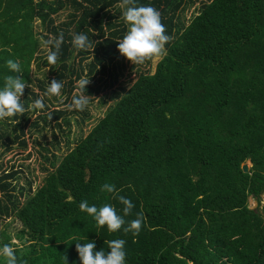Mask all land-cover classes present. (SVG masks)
<instances>
[{"label": "trees", "instance_id": "16d2710c", "mask_svg": "<svg viewBox=\"0 0 264 264\" xmlns=\"http://www.w3.org/2000/svg\"><path fill=\"white\" fill-rule=\"evenodd\" d=\"M135 3L161 13L165 34L172 37L165 54L152 73L137 76L42 184L32 189L31 180L26 186L14 181V165L1 170L0 222L10 218L21 225L17 243L0 229V247L11 245L27 264H65L64 256L67 264H81L77 242L92 241L96 251L107 252L104 241L123 239L125 264H264V0H210L187 25L178 16L186 0ZM120 5L121 0H0V89L9 75H21L29 85L35 62L49 66L70 92L83 70L74 63L77 55L79 63L91 58L88 75L106 74L110 80H98L113 85L115 70L125 68L117 42L127 26L112 20ZM66 7L68 18L58 24L54 14ZM36 19L47 23L46 40L64 33L55 65L47 56L40 62L44 41L35 32ZM81 32L92 48L72 45ZM10 59L20 61L21 73L7 67ZM100 88L94 80L85 93ZM22 103L28 106V100ZM63 114L54 109L38 118L48 123L49 116ZM23 122L10 130L0 126L7 150L14 143L27 146L23 124L40 126L39 119ZM247 161L252 166L245 172ZM105 183L132 201L129 215L116 195L100 191ZM84 200L98 208L112 205L125 225L114 233L97 227L79 209ZM139 212L144 219L134 237L123 227Z\"/></svg>", "mask_w": 264, "mask_h": 264}, {"label": "rangeland", "instance_id": "374dc122", "mask_svg": "<svg viewBox=\"0 0 264 264\" xmlns=\"http://www.w3.org/2000/svg\"><path fill=\"white\" fill-rule=\"evenodd\" d=\"M209 1L210 0H186L188 7H186V9L181 8L178 12V16L183 20L185 25H187L194 15L199 12L200 7L203 4L209 3ZM119 9L120 13H116L112 20L116 23H124L120 18L123 9ZM69 11L70 8L66 7L59 10L58 14H54L56 22L60 24L62 21H66ZM35 32L42 35V41H46V38H44L43 35L47 34V23L44 24L41 20L36 19ZM48 51L49 46L45 47L44 43H42L39 51V55L43 57L40 61L41 63L47 56ZM160 57L151 61H146L143 65L132 67L133 64L120 54L119 58L122 63L125 64V68L123 70H115V72L119 73L117 80L113 85L103 87V82L98 79L102 77L105 81H108L110 80L108 75H102L100 73L88 75L87 63L90 62L91 58L89 57L86 60H83L82 63H79L77 62V59L79 58L77 55L74 63L78 69H80V66L83 68L81 78H89L90 83L96 80L101 85L100 91L98 92L92 94L84 92L85 95L89 96V104L84 111H78L75 109L68 110L65 107V105L71 103L73 95L77 93V81L79 79L75 80L74 87L71 88L70 92V87L68 85L66 88H62L59 97L45 96L44 93L46 92V87L53 78L56 79V74L50 71L49 66L41 64L40 67H36L35 62L32 63L30 76L33 78V81L28 85L29 87L26 88L34 92V94L29 91L26 93L24 90L21 97L22 102L28 100V106L26 109L29 110L24 113L25 115L23 117L20 116L16 120H13V117L0 120V126L3 125L4 128L10 130L16 122L24 123L23 121L25 117H28L29 121L39 119L40 126L34 128L31 125L23 124L25 134L22 136L28 142L26 147H21L18 143H14L11 149L7 150L3 145V140H0V172L2 169H10L11 165H14L18 170L14 181H17L20 185L26 186L28 180H31L32 189L42 184L46 174L55 168L63 156L74 147L75 143L81 137L87 134L98 119L104 115L106 110L116 102L125 89L132 85L137 76L141 72L152 73L154 71L155 65ZM38 79L43 81V88L40 86L41 83H39ZM40 98H43L45 107L43 109H31L30 105L36 99ZM54 109L62 110L64 111V114L57 120L53 119L52 116H49L51 119L48 118V123H45L43 119L38 118V116L46 115ZM59 123L62 125L61 127L58 125ZM9 132L12 136L13 133L11 131ZM16 133L19 134V128H17ZM249 207L251 209L257 207V202L253 197H250L249 199ZM20 225L21 224H19L17 220L7 218L0 222V229L6 228V231L13 239L12 241L17 243L14 235L16 230L20 228Z\"/></svg>", "mask_w": 264, "mask_h": 264}, {"label": "clouds", "instance_id": "9594fccd", "mask_svg": "<svg viewBox=\"0 0 264 264\" xmlns=\"http://www.w3.org/2000/svg\"><path fill=\"white\" fill-rule=\"evenodd\" d=\"M123 9L121 19L127 26V32L121 40L117 42V48L121 56L125 57L134 65H143L146 61L154 60L165 54V45L172 40V37L166 35V27L161 21V13L152 6H137L135 0H121ZM64 42V33L61 32L58 37H50L44 41V46H51L55 50H49L47 61L50 65H55L59 58L61 46ZM72 45L77 50H86L93 47V41L83 32L73 35ZM7 67L15 72L21 73L20 61L8 60ZM90 83L89 78H81L77 81V93L73 95L71 103L65 105L68 110L84 111L89 104V96L85 95L86 85ZM26 87L21 75L6 76L4 86L0 89V120L13 117L17 114L24 115L26 109L22 103L21 97ZM63 88V82L53 78L46 87L45 96L59 97ZM45 104L43 98L36 99L31 105V109H43ZM51 119V117L49 118ZM101 192L113 193L124 206L123 214L127 216L134 208L130 199L124 196H118L115 185L105 183ZM79 209L91 216L97 227L107 226L109 233L117 232L125 225L123 216L118 215L116 209L110 204H104L101 207L89 206L86 200L81 201ZM144 219L143 212L137 213L135 219L123 227L125 233L131 232L138 236ZM109 251L105 252L102 248L96 251L95 242L79 243L75 245L81 264H125L126 252L123 239H113L104 241ZM0 256L5 258V264H27L26 260H19L16 250L9 244L0 247ZM65 264L67 257L64 256Z\"/></svg>", "mask_w": 264, "mask_h": 264}, {"label": "water", "instance_id": "95a60500", "mask_svg": "<svg viewBox=\"0 0 264 264\" xmlns=\"http://www.w3.org/2000/svg\"><path fill=\"white\" fill-rule=\"evenodd\" d=\"M251 164V162L250 161H247V162H245L243 165H242V168H243V170L245 171V172H247V171H249L250 170V167L252 166V164Z\"/></svg>", "mask_w": 264, "mask_h": 264}]
</instances>
